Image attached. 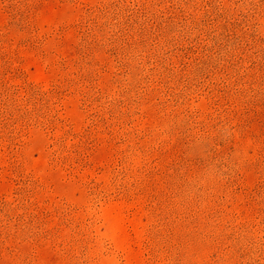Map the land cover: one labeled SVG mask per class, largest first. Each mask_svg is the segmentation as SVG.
I'll return each mask as SVG.
<instances>
[{
    "label": "rangeland",
    "instance_id": "374dc122",
    "mask_svg": "<svg viewBox=\"0 0 264 264\" xmlns=\"http://www.w3.org/2000/svg\"><path fill=\"white\" fill-rule=\"evenodd\" d=\"M0 264H264V0H0Z\"/></svg>",
    "mask_w": 264,
    "mask_h": 264
}]
</instances>
